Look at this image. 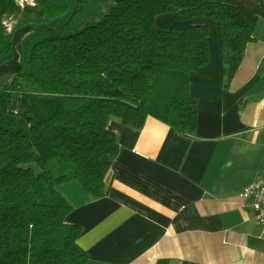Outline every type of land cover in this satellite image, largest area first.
Here are the masks:
<instances>
[{"label":"trees","instance_id":"16d2710c","mask_svg":"<svg viewBox=\"0 0 264 264\" xmlns=\"http://www.w3.org/2000/svg\"><path fill=\"white\" fill-rule=\"evenodd\" d=\"M68 11L70 0H0V64L13 57L14 31L33 26L0 87V264L87 262L58 186L76 180L94 199L108 193L119 151L109 117L140 128L152 115L195 136L189 76L209 61V27L161 29L156 16L215 19L227 85L264 0H76L62 21Z\"/></svg>","mask_w":264,"mask_h":264},{"label":"crops","instance_id":"0c3cea01","mask_svg":"<svg viewBox=\"0 0 264 264\" xmlns=\"http://www.w3.org/2000/svg\"><path fill=\"white\" fill-rule=\"evenodd\" d=\"M33 3V0H23ZM13 20L11 23L13 24ZM209 24V61L190 73L195 136L148 115L142 127L111 116L119 151L108 193L92 198L76 180L58 190L72 205L66 221L81 227L85 264H264V236L238 191L264 175V18L226 85L217 21L156 16L158 28ZM30 24L14 31L13 57L0 64V87L21 62Z\"/></svg>","mask_w":264,"mask_h":264},{"label":"built area","instance_id":"2783aa9c","mask_svg":"<svg viewBox=\"0 0 264 264\" xmlns=\"http://www.w3.org/2000/svg\"><path fill=\"white\" fill-rule=\"evenodd\" d=\"M238 196L245 201V206L255 212L257 221L262 227L264 236V175L258 174L254 180L244 185Z\"/></svg>","mask_w":264,"mask_h":264},{"label":"rangeland","instance_id":"374dc122","mask_svg":"<svg viewBox=\"0 0 264 264\" xmlns=\"http://www.w3.org/2000/svg\"><path fill=\"white\" fill-rule=\"evenodd\" d=\"M20 4H24V3H26L25 1H23V0H17ZM76 5V0H70V11L72 10V9H74V6ZM70 11H68L65 15H64V17L62 18V21H65V20H67V17H69L68 15H69V12ZM174 18H175V14H174ZM176 19V18H175ZM6 24L8 25V29H11V27H12V23H11V19H6ZM156 25V24H155ZM208 27H209V24H208ZM209 30H210V27H209Z\"/></svg>","mask_w":264,"mask_h":264}]
</instances>
